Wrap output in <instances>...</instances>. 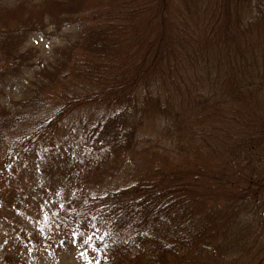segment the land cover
<instances>
[{
  "label": "trees",
  "instance_id": "trees-1",
  "mask_svg": "<svg viewBox=\"0 0 264 264\" xmlns=\"http://www.w3.org/2000/svg\"><path fill=\"white\" fill-rule=\"evenodd\" d=\"M27 149L51 187L71 158L46 220L95 264H264V0H0L2 159Z\"/></svg>",
  "mask_w": 264,
  "mask_h": 264
},
{
  "label": "rangeland",
  "instance_id": "rangeland-1",
  "mask_svg": "<svg viewBox=\"0 0 264 264\" xmlns=\"http://www.w3.org/2000/svg\"><path fill=\"white\" fill-rule=\"evenodd\" d=\"M29 40L28 45L45 56L50 54L53 46L61 44L57 38L38 34ZM70 116L75 118L77 114ZM66 124L57 131V141H63L59 153L68 152L72 137L69 128L63 131ZM157 128L158 124L150 123L145 133ZM140 133L144 134L141 130ZM4 153L0 150V264H24L28 260L27 264H95L94 252L80 242L78 232L73 228H53L52 232L50 221L46 220L54 208L55 198H65L74 188L76 173L72 167L71 171L69 169L71 158L65 153L58 154L56 160L46 157L55 180L51 187L50 181L45 183L46 173L42 166L37 164L36 150L27 149L24 155L15 153L8 161L2 159ZM55 175L67 178H56ZM101 178V173L95 171L88 180L96 184L95 181H101ZM258 220H264V212Z\"/></svg>",
  "mask_w": 264,
  "mask_h": 264
}]
</instances>
